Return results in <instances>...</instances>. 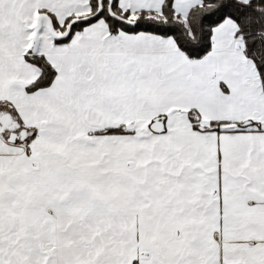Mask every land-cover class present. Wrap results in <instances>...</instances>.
<instances>
[{
	"label": "snow or ice",
	"instance_id": "1",
	"mask_svg": "<svg viewBox=\"0 0 264 264\" xmlns=\"http://www.w3.org/2000/svg\"><path fill=\"white\" fill-rule=\"evenodd\" d=\"M0 264H264V0H0Z\"/></svg>",
	"mask_w": 264,
	"mask_h": 264
}]
</instances>
